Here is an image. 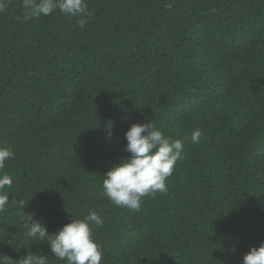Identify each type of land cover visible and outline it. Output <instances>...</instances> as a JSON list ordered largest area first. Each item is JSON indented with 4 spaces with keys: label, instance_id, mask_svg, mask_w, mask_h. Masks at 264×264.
<instances>
[{
    "label": "trees",
    "instance_id": "1",
    "mask_svg": "<svg viewBox=\"0 0 264 264\" xmlns=\"http://www.w3.org/2000/svg\"><path fill=\"white\" fill-rule=\"evenodd\" d=\"M7 2L0 147L15 153L3 170L10 203L23 200L50 233L100 214L101 264H242L264 243V0H86L83 29L59 10L25 20L22 0ZM146 120L182 140L184 158L167 193L134 212L100 192L130 155L125 133ZM27 232L19 208L0 214V254L65 264Z\"/></svg>",
    "mask_w": 264,
    "mask_h": 264
},
{
    "label": "clouds",
    "instance_id": "2",
    "mask_svg": "<svg viewBox=\"0 0 264 264\" xmlns=\"http://www.w3.org/2000/svg\"><path fill=\"white\" fill-rule=\"evenodd\" d=\"M8 6L7 0H0V13ZM22 7L25 20L49 16L59 10L65 16L79 17L77 24L83 29L92 19L86 0H22ZM113 126V120L105 122V131L109 136ZM200 137V129L192 131V143H199ZM125 139V151L130 155L114 164L103 176L100 196L117 207L136 212L141 209L145 197L158 192L167 193L166 181L173 174L177 162L184 158V142L166 136L153 120L132 124L125 133ZM14 157L15 153L10 148L0 147V214L9 207L19 208L21 220L28 225V237L47 244L52 256L65 261V264H101L103 249L93 235V228L104 224L100 214L91 211L83 219L71 218L70 223L50 233L44 224L34 219V212L24 211L23 200L9 202L5 186H11L13 178L3 170L6 161ZM0 264H49V258L29 250L19 260L0 254ZM242 264H264V243L251 247L243 256Z\"/></svg>",
    "mask_w": 264,
    "mask_h": 264
}]
</instances>
